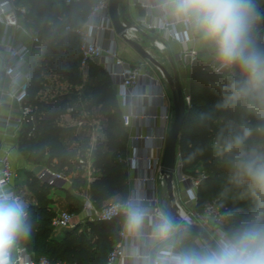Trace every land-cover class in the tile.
I'll return each instance as SVG.
<instances>
[{
	"label": "trees",
	"instance_id": "obj_1",
	"mask_svg": "<svg viewBox=\"0 0 264 264\" xmlns=\"http://www.w3.org/2000/svg\"><path fill=\"white\" fill-rule=\"evenodd\" d=\"M96 1L83 0L80 3L65 5L61 0H25L30 6L28 12L22 13L25 25L47 39L44 58L40 63L33 61L29 65L28 96L25 104L32 106L33 110L40 104V94L46 87L49 73L56 74L72 84L82 82L80 38L75 32L67 30V26L84 24ZM263 1L253 0L259 16L254 25L253 39L261 49H264ZM106 35L104 44L107 45L112 34ZM68 41L71 42L67 43ZM90 64L91 68H95L106 78L104 81H98L92 97L94 104H103L108 120L106 139L102 143L106 149L95 151V163L103 170L93 176L88 187L95 206L102 208L114 195L121 194L126 198L129 194L127 166L121 160L128 150L129 134L109 75L100 62L92 60ZM4 77V71L0 70V99ZM235 78H226L224 74L217 73L209 63L199 57L191 62L190 102H186L187 114L178 140L181 173L200 180L195 210L203 213L206 205L218 198L225 219L226 234L253 221L259 211L257 199L244 195V189L236 187L230 181L232 156L217 155L222 133L227 135V125L230 122L237 127L244 122L251 125L257 123L254 117L247 115L239 107L216 108L223 100L222 89ZM69 104L59 103L46 111L35 135L29 137L28 129L22 133L23 142L29 146L30 160L36 164L47 162L67 175L75 171V165L64 141V129L55 124L54 120L67 111ZM253 139L257 143L264 142V138L259 135H255ZM54 186L56 185L39 176L28 183V188L35 198V202H29L27 208L31 234L21 238L19 242L28 252H35L37 256L44 254L51 261L107 264L108 253L120 240L117 220L122 216L109 221H89L85 232L69 235L60 241L49 240L54 230L53 218L57 213L49 195ZM77 200L74 198V211H81L83 204ZM194 235V230L184 228L176 233V238L188 240ZM44 242H49L50 247L43 245Z\"/></svg>",
	"mask_w": 264,
	"mask_h": 264
},
{
	"label": "clouds",
	"instance_id": "obj_2",
	"mask_svg": "<svg viewBox=\"0 0 264 264\" xmlns=\"http://www.w3.org/2000/svg\"><path fill=\"white\" fill-rule=\"evenodd\" d=\"M166 18L190 29L206 46L217 73L231 79L217 109L241 108L257 123L237 127L230 122L222 133L217 155L232 156L230 181L257 199L259 211L250 223L219 237L216 247L184 248L166 217L149 222V210L137 198L121 207L125 239L134 245L144 235L157 246L150 264H264V49L253 30L259 18L253 0H157ZM27 206L0 186V264H11L10 253L31 234ZM136 251V248H133Z\"/></svg>",
	"mask_w": 264,
	"mask_h": 264
},
{
	"label": "crops",
	"instance_id": "obj_3",
	"mask_svg": "<svg viewBox=\"0 0 264 264\" xmlns=\"http://www.w3.org/2000/svg\"><path fill=\"white\" fill-rule=\"evenodd\" d=\"M18 1V2H17ZM62 3H64L61 0ZM14 3L17 6H20L23 9V12H20L21 22L25 25L24 18L22 13H26L29 11L30 6L25 2V0H14ZM65 4V3H64ZM67 5V4H65ZM151 5H158L157 0H121L120 2V11L127 17L133 19L140 27H142L149 35L153 36L155 40H151L148 37L142 35L138 31L130 32V35L136 39H138L142 44L143 41H148V43H144V47L154 56L156 57L170 72L173 73V65L177 68L179 73V77L181 83L185 89L189 88V78H190V69L191 63L186 62L183 51L185 48L184 43L181 41L169 36L164 29L158 28H150L149 23L156 22L160 20L162 17H165L163 11L160 7L151 8ZM262 6L264 8V1L262 2ZM142 17H146V20H141ZM26 26V25H25ZM27 27V26H26ZM28 28V27H27ZM34 35L41 36L39 33L34 32L32 29L28 28ZM189 41L188 44L190 47L194 48L198 55L197 57L201 58L202 60L209 63L211 61V55L208 51L207 47L202 45L199 38L193 33L191 30L188 32ZM10 36L13 38L16 37L15 32L12 28H6L4 25L0 24V42L4 39H8ZM40 38V37H39ZM121 38V40L125 43V45L119 46L117 39ZM41 42V43H40ZM68 41L67 43H70ZM115 42L117 45V49L119 55L123 57L121 54L122 52H127L129 56H131V60H127L128 62L134 64H142V70L147 75H144L140 78L139 82L130 88L135 94L133 99H131V104L133 105L134 112L138 115L132 118V122L130 125L126 126L128 131V150L124 157L139 154L142 157H146L150 155L151 148L156 140L151 139H143L136 141V150L133 148V137L139 132L142 131L143 133H151L155 135H159L162 131V123L163 119L161 117L163 113V104L166 106L171 107V111H173V101H172V91L169 83L163 77L160 69L149 59L143 57L134 47H132L127 41H125L121 36L117 33L115 34ZM130 45L131 48L127 47ZM37 45V46H36ZM36 46V48H35ZM47 47V39L41 36L40 40L35 43L30 44V52H29V62L31 63V59L34 55V52L38 53V61L40 62L45 55V49ZM121 47V49H120ZM34 58V57H33ZM95 60V59H94ZM36 61V60H35ZM8 62V53L2 46H0V70L4 71V67ZM100 62V60H99ZM104 71L109 75L112 87L116 93V97L118 100V104L122 110V114L129 112L130 107L123 103V99L119 95L120 85L119 83L109 74L107 67H105L101 62ZM81 70V79L82 82L80 84H72L70 81L65 80L67 86L71 85L72 87L76 86H84L85 84H94L99 81V75L102 76V73L98 72L95 68H91V64L89 63L86 66H80ZM47 86V83H46ZM14 88V84L10 81L8 77L3 78V90H8ZM44 91V90H43ZM43 91L41 94H43ZM161 93L165 94L163 98ZM40 94V95H41ZM81 94L84 97H81L83 100V106L88 102H91L90 105H87L86 108L82 107L80 110V114H77L78 110L75 109L76 106L72 103L68 106L67 111L61 116L71 124L72 129L75 131V135H81L79 138L86 136L89 139V145L92 147L95 146V142H97L98 137L104 134V124L105 128L108 127V120L106 117V112L103 108V104H94L92 97L93 93H89L91 95L90 101L88 100L89 96L86 94L85 91H81ZM139 94V95H138ZM77 110V111H76ZM10 115L14 116H22L23 122L20 127H8L0 122V132L2 138V147L0 149V157L4 154L5 151L10 152L11 160L13 165L16 168V171L19 167H27L29 164V156H24L23 153H20L19 150V143L20 137H23V132L28 129V136L35 135L37 126L34 125L35 122V113L33 111V107L30 106V110L28 112H23L21 105L16 102L10 101L6 96L1 97L0 99V119L8 117ZM79 143V142H78ZM75 140L74 144H78ZM90 149V148H89ZM90 157L80 156V159H83L84 164H87L88 173H90V161L92 158V153L89 155ZM127 172H128V182H129V194L123 200L129 199L131 196H135L136 194L140 193L142 195H151L153 191L157 194V197L160 200L161 206L167 205L168 202V190H167V182L162 177L159 176L157 181L149 182L143 187L139 188L138 182L135 179L136 175L141 173V170L138 171L129 167L127 164ZM145 163H140V168H145ZM201 169L202 167L199 166ZM1 170V165H0ZM202 170V169H201ZM18 176V173H17ZM92 179V178H91ZM90 179V181H91ZM17 180V179H16ZM89 181V183H90ZM181 181V180H180ZM65 182V181H64ZM89 183L86 187L88 190ZM17 190L19 195L26 201V202H35V198L33 197L32 193L29 190L28 195H21V191L19 186L16 182ZM188 184L181 181V187L177 190V183L174 180V190L175 195L177 197L178 203L183 208L181 210V214L184 218L195 221L200 223L202 213H198L195 210L196 201L191 199V196L187 190ZM162 187V193H160ZM85 189V190H86ZM74 195L73 199L67 201V205L70 206L74 203V198H76V194L72 192ZM53 200V207L55 208L56 212L61 210H67L62 208V202H59L61 198L59 196H50ZM80 203L83 204V197H78ZM115 198H123L121 194H116L111 197L107 203L116 200ZM106 203V204H107ZM145 208L150 206L149 202H144L142 204ZM164 209V207H163ZM75 215L74 225L64 228H54L53 232L49 240H57L60 241L64 238H67L69 235H76L87 230L86 225L89 222L88 218H86V214L83 211H71ZM122 218L117 220V225L120 227V240H121V232L124 231V215H121ZM155 217L149 216V222ZM171 221V220H170ZM173 227L176 230V233L181 230L180 226L175 225L172 221ZM151 232V228L147 227L145 231V235L135 243V245L127 240V250L129 253L137 255L134 256L128 264H150L152 254L155 253L157 250V246L153 244L149 239L147 234ZM211 236L215 239V233L209 231ZM201 239V238H200ZM119 240V241H120ZM216 240V239H215ZM118 241V242H119ZM181 245L184 248H195L201 249L200 244L196 240V233L190 239H181L179 240ZM117 242V243H118ZM116 243V244H117ZM17 246L25 248L23 244L19 241L17 242ZM136 248V251H133V248ZM16 249V248H15ZM26 249V248H25ZM27 251V249H26ZM29 257H31L35 263H38L41 257H46L44 254L37 256L35 252H28ZM150 253V259L144 257V254ZM49 259V258H48ZM50 260V259H49ZM51 261V260H50ZM54 263L57 262H67L65 260H58L52 261ZM12 264H20L17 259L16 255L13 257Z\"/></svg>",
	"mask_w": 264,
	"mask_h": 264
},
{
	"label": "built area",
	"instance_id": "obj_4",
	"mask_svg": "<svg viewBox=\"0 0 264 264\" xmlns=\"http://www.w3.org/2000/svg\"><path fill=\"white\" fill-rule=\"evenodd\" d=\"M62 1L67 5H71L80 3L83 0ZM150 7L157 8L159 6L151 5ZM20 12H23V9L20 6H17L14 3V0H0V24L4 25L6 28H12L16 35L14 38L10 36L8 39H4L0 42V46H2L8 53V62L4 67V73L5 76L10 79L12 84H14V88L2 91V97L6 96L10 101L18 103L21 105L23 112L26 113L30 110V105L25 104V100L28 96L30 44L38 42L40 38L34 35L21 22ZM141 20L145 21L146 17H142ZM149 27L164 29L169 36L184 43L185 48L183 55L186 62L191 63L197 58V51L188 44V32L190 29L183 25L176 24L166 17H162L156 22L149 23ZM67 30L75 32L80 38V48L82 51L81 66H86L92 60L98 58L100 62L107 67L109 74L119 83V95L123 99V103L130 107V111L122 115L123 122L126 126L130 125L132 118L138 116L134 112L133 105L131 104V99H133L135 94L130 88L136 85L142 76L147 74L143 72L142 64L128 62L119 55L115 42L116 32L110 15V0H97L85 23L79 26H67ZM107 33H111L112 36L109 37L110 43L106 45L104 44V40L107 38ZM209 65L215 71L212 60L209 62ZM161 95L163 98L165 97L164 93H161ZM186 102H190V96L186 97ZM161 117L163 123L162 131L159 135L139 131L133 137V148L135 150L137 148L136 141L143 139L156 140L151 148L150 155L142 157L139 154H135L121 158V160L129 167L137 171L139 168V172L141 170V173L137 174L135 178L139 185L138 189L149 182L155 183L157 178L162 176V156L168 131L173 120V111H171V107L163 104V113ZM0 122L8 127H20L23 122V117L10 115L1 118ZM1 147L2 138L0 132V149ZM80 162H84V160L80 159ZM141 162L145 163V168H140ZM0 165V186H3L8 191L18 196L28 208V202H26L18 193L16 185L17 171L12 163L9 151H5L0 157ZM181 170L182 163L179 157L177 161V174L179 179L188 184L187 190L191 199L197 201V186L200 181L199 178L182 174ZM39 177L53 184H58L59 182L68 179L67 176L61 173L52 172L48 168L41 171ZM131 198H137L141 204L149 202L150 206L146 207V209L149 210V216L155 218L166 216L168 218L155 191L149 196L138 193L135 196H131L129 199ZM83 199V211L86 214V218L92 222L109 221L118 216L124 215L121 206L129 200H114L107 203L102 208H97L87 189L83 193ZM74 220L75 215L73 212L70 210H61L58 211L53 218V226L54 228L73 226ZM200 224L219 237L226 234L224 229L225 219L221 212L218 198L213 199L206 205L204 212L202 213ZM174 231L176 234L175 228ZM123 232L124 231L121 232V240L108 253L107 264H128L134 256H137L128 252V242L127 239H125ZM196 240L201 248L210 247L204 239L196 238ZM15 248L10 253L11 264L15 255L20 264H76L71 262L54 263L47 257H41L39 262L35 263L34 260L29 257L25 248L17 245ZM144 257L150 259V253L144 254ZM155 258L156 257H154V259Z\"/></svg>",
	"mask_w": 264,
	"mask_h": 264
},
{
	"label": "rangeland",
	"instance_id": "obj_5",
	"mask_svg": "<svg viewBox=\"0 0 264 264\" xmlns=\"http://www.w3.org/2000/svg\"><path fill=\"white\" fill-rule=\"evenodd\" d=\"M41 38V36H39ZM117 39V38H116ZM118 43L120 44L119 46L125 45V43L121 40V38L117 39ZM41 43V42H40ZM148 43V41H143V44ZM37 46V45H36ZM35 46V48H36ZM127 47L131 48V46L128 44ZM121 49V47H120ZM124 58L131 60V56L127 52H122L121 54ZM34 57V58H33ZM31 62L35 61L36 63H40L38 61V53L34 52ZM99 80L101 79L104 81L105 75H99ZM98 82L94 84H85L84 86H74L72 87L71 85L67 86L65 83L64 78H61L60 76L49 73L47 75V86L45 87L43 94L40 95L39 101L40 104L39 106L35 107L33 110L36 118L34 125L39 126L42 124V119L43 115L46 111H49L52 109V107L56 106L59 103H62V105H65L66 103H73L78 110L77 114H80V110L82 107L86 108L87 105H90L91 102H88L83 106V100L81 97H84L83 94H81V91H85L86 94L89 96L88 100L90 99L91 95L89 93H93L94 89L97 88ZM93 95V94H92ZM90 101V100H89ZM69 104V105H71ZM76 110V111H77ZM173 117H174V109H173ZM173 119V118H172ZM55 124L60 125L64 129V141L68 145V148L71 152V157L74 161L75 165V171L72 174L67 175L66 172L64 171H59L57 170L56 167L50 165L49 163H40L36 164L32 160L29 159V164L25 168L19 167L17 169V184L19 186V189L21 191V195H28L29 193V188H28V183L32 180L35 179L36 177L39 176V174L34 173V168L37 165H44L45 168H48L50 171L55 172V173H61L65 176H67V180L64 182H59L58 184H55L51 191H50V196H59L61 200L59 202H62V208L73 211L76 208V204H71L70 206L67 205V201L70 199H73L74 195L72 192L76 194V198L78 197H83V193L85 192V189L90 181L91 178H93L94 175L97 173H100L103 168L102 167H97V164L95 163L96 156H95V151L98 149V151H104L106 147L102 144L104 140L106 139L107 131L105 128L104 124V134L100 135L98 137L97 142H95V146L92 147L89 145V139H87L86 136H83L82 138L81 135H75V131L72 129L71 124L64 120V118L60 115L59 117H56L54 120ZM24 137H20V143H19V150L20 153H23L24 156L28 155V144L24 143L23 140ZM75 140L77 141L78 144H74ZM90 148V149H89ZM92 153V160L90 161V173H88L87 169V164L81 163L79 161L80 156H86L90 157L89 155ZM175 181L177 183V190L181 187V181L179 178H175ZM72 194V196H69V194ZM160 193H162V187L160 190ZM78 199V198H77ZM116 200H123V198H115ZM77 201L80 202L78 199ZM167 205L168 202H167ZM215 239L218 241L219 236L215 235ZM43 245H47L50 247L49 242H44Z\"/></svg>",
	"mask_w": 264,
	"mask_h": 264
},
{
	"label": "water",
	"instance_id": "obj_6",
	"mask_svg": "<svg viewBox=\"0 0 264 264\" xmlns=\"http://www.w3.org/2000/svg\"><path fill=\"white\" fill-rule=\"evenodd\" d=\"M121 0H110V15L112 18L115 32L134 47L143 57L152 61L161 71L163 77L167 80L172 91V101L174 108V117L168 131L165 148L162 156L161 175L167 182L168 190V206L164 205V211L168 218L181 229L190 228L195 231L196 238L204 239L211 248H215L217 241L211 236L209 231L200 223L188 220L183 217L181 210L183 209L177 201L174 190V180L179 178L177 174V161L179 158L178 140L181 129L186 118V97L190 96V90L185 89L181 83L177 68L173 65V73L170 72L156 57H154L144 45L136 38L130 35L132 31H138L142 35L151 40H155L133 19L125 16L120 11ZM95 61L99 62L96 58ZM45 169L44 165H37L34 173L39 174ZM53 175V174H51ZM64 181V180H63ZM154 260V253L151 261Z\"/></svg>",
	"mask_w": 264,
	"mask_h": 264
}]
</instances>
